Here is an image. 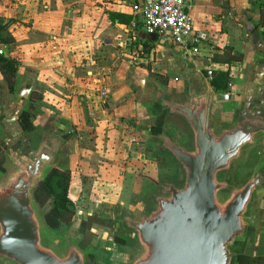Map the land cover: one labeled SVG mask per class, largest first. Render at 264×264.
<instances>
[{"label": "water", "instance_id": "95a60500", "mask_svg": "<svg viewBox=\"0 0 264 264\" xmlns=\"http://www.w3.org/2000/svg\"><path fill=\"white\" fill-rule=\"evenodd\" d=\"M251 26L231 98L212 88L190 51L144 32L157 45L168 39L172 84L130 65L122 79L140 94L141 135L167 168L129 206L111 209L125 241L112 245V264H264V34ZM34 78L18 75L11 89L0 73V264H88L80 221L53 231L34 200L47 173L66 170L73 154L63 120L30 110L32 95L43 94ZM247 153L256 164L237 182Z\"/></svg>", "mask_w": 264, "mask_h": 264}, {"label": "crops", "instance_id": "0c3cea01", "mask_svg": "<svg viewBox=\"0 0 264 264\" xmlns=\"http://www.w3.org/2000/svg\"><path fill=\"white\" fill-rule=\"evenodd\" d=\"M144 1L0 0V57L15 62V79L18 75L35 77L43 92L55 82L60 84L59 90H65L62 81L83 92L88 87L94 90L98 82L101 85L97 97L87 92L73 96L71 118L77 127L67 135L73 154L66 170L73 174L69 198L76 205L74 220L80 216L77 212L82 214L81 204L98 182L117 188L109 200L111 205L104 209L110 212L117 205L129 206L141 188L155 181L162 171L160 161L167 167L164 160L153 157V147L141 135L142 121L135 108L140 94L122 79L123 70L130 65L162 87L172 84L164 57L168 39L158 40L157 45L146 37L140 15ZM190 6L192 37L200 43L198 54L192 57L203 74L206 68L213 72L227 69L214 63L213 55L229 48L243 54L249 38L246 29L251 25L264 34V0H191ZM131 49L145 55H135ZM241 64L234 62L228 68L233 87L240 79ZM162 77L167 79L166 85L160 81ZM104 87L109 91L105 97L101 95ZM57 115L66 119L64 114ZM103 190L92 194L106 195ZM86 214L91 215L90 211ZM108 246L114 249L112 244Z\"/></svg>", "mask_w": 264, "mask_h": 264}, {"label": "trees", "instance_id": "16d2710c", "mask_svg": "<svg viewBox=\"0 0 264 264\" xmlns=\"http://www.w3.org/2000/svg\"><path fill=\"white\" fill-rule=\"evenodd\" d=\"M146 51L150 50L149 47H144ZM214 63L224 64L227 69L214 71L213 77L210 80L212 88L218 93H227L230 91L233 80L231 79L229 67L234 62H241L243 56L233 49H226L221 55H213ZM0 73L6 80L8 86L12 89L16 76V68L12 61L6 58L0 57ZM160 81L166 85L167 79L162 77ZM41 99V95L34 93L31 97L32 101H38ZM20 124L23 129H30L29 114L23 113L20 117ZM69 136V135H68ZM68 136L65 138L67 139ZM71 136V135H70ZM3 145L0 142V170L3 160L2 156ZM163 163V162H162ZM73 179V174L69 170H57L53 169L47 173L46 177L34 190V200L37 205L45 213V221L49 228L53 231H60L68 229L70 223L75 218V205L68 197L69 185ZM102 225V223L95 217H88L85 220L80 221L78 227V235L80 238L79 245L87 253L88 264H98L99 262H105L109 264L106 259V254L99 249L92 241L93 235L90 233L91 228L94 225ZM120 236V235H119ZM116 240L117 246H124L125 241L120 236ZM123 243V244H122ZM110 254V252H109Z\"/></svg>", "mask_w": 264, "mask_h": 264}, {"label": "rangeland", "instance_id": "374dc122", "mask_svg": "<svg viewBox=\"0 0 264 264\" xmlns=\"http://www.w3.org/2000/svg\"><path fill=\"white\" fill-rule=\"evenodd\" d=\"M131 50H132L131 52L134 53L135 55H138V56H144L145 55L143 52H139L136 49H131ZM140 53H143V54L140 55ZM9 61H11V60H9ZM12 62L15 64L14 61H12ZM82 82H84V84H85V83H87V80L83 78ZM60 83H61V88L64 87L65 90H59L58 89V86L60 85L58 82L57 83L55 82L53 84L49 83L48 84L49 85L48 90L46 88V90L43 92V98L34 102L33 108L31 106L30 110H33L36 113H41L44 110H48L49 112L56 114L55 116L57 118H60L59 115H57V114H64L66 119L65 120L63 119L62 122L65 125H67L69 130L76 131L77 123H76V121H74V117L71 118V116H72L71 114H73L74 108H75V105L72 104L74 101L73 96L78 97L79 94H81L80 97H82L83 94H85V92H87L86 94H88L90 96L97 97L98 94L100 93L101 85L98 82L97 84H95L96 87H94V90L91 89V91H90V88L87 86L88 88H86V90L83 92V90H80L76 86H72L71 88L66 87L67 83L64 81H62ZM66 90H67V92H66ZM87 120H89V118ZM251 159L252 158L250 156V153H247V156H245L244 159L241 161V163H239L238 166L235 168V171L233 173V178L235 181L241 182V180L246 176V172H248L251 169V167H253L256 164ZM166 168L167 167H162L161 169L163 171ZM158 169H160V167H158ZM149 173H147V174H149ZM101 183H103V182H98L96 187L93 186V190H91L92 193H94L93 191H97L98 189H100L102 191V188H103L104 189L103 193H107V194L106 195L103 194L104 197H101L100 194H99V196H97V195L92 194L91 192H88L87 197L85 198V200L81 204V208L83 210L82 214H80V216L78 218H76L72 223H70V226L68 227L69 230L75 229L78 221H82V220H85L87 218V214H86L87 211L88 212L90 211V213L94 214V215H102L105 213L104 209L105 208L107 209V207H108V204H106V203H107V201L112 199L110 197L117 192V188L111 187L110 186L111 184H108V183H104L103 185H101ZM94 230L96 233H98L97 229H94ZM115 258H116V253H114L113 259H115ZM98 264H105V263L99 262ZM109 264H112V263L109 261Z\"/></svg>", "mask_w": 264, "mask_h": 264}, {"label": "built area", "instance_id": "2783aa9c", "mask_svg": "<svg viewBox=\"0 0 264 264\" xmlns=\"http://www.w3.org/2000/svg\"><path fill=\"white\" fill-rule=\"evenodd\" d=\"M191 0H146L141 6L140 15L143 30L147 35L158 37L170 36L175 45L184 47L192 56L198 54L199 40L192 37L194 22L190 15ZM3 52L0 51V55ZM205 78L210 82L213 77L211 69H204ZM110 73L111 69H107ZM102 88L101 95L108 94ZM229 93H222L229 98ZM264 145V142H263Z\"/></svg>", "mask_w": 264, "mask_h": 264}, {"label": "flooded vegetation", "instance_id": "af4514ba", "mask_svg": "<svg viewBox=\"0 0 264 264\" xmlns=\"http://www.w3.org/2000/svg\"><path fill=\"white\" fill-rule=\"evenodd\" d=\"M227 93H230V92H227ZM223 94H225V93H223ZM72 134H73V131H71L68 135L70 136ZM160 162L161 163H159V165H158L160 168L166 167V165L164 163H162L163 161H160ZM72 183H73V180L71 181V183L69 185V189H70V186ZM113 196H114V194L110 198H113ZM68 197H69V190H68ZM101 197H104V195H102ZM70 201H71V199H70ZM109 202L110 201H107V203H106V204H108V206L111 205V203H109ZM72 203H74V202H72ZM74 205H75V203H74ZM75 214H76V205H75ZM77 214L80 215L81 213L77 212ZM111 215L112 214H111V212H109V210L102 215H94V214H91L89 216L87 215V218L88 217H95L96 219H98L102 223V225H100V224L94 225L91 228L90 233L93 235L92 241L95 243V245L106 254L107 261H108V257L111 254H112V256L114 255L113 250L109 248L108 243H111L112 245L116 244L117 243L116 240H117L118 236L120 235L117 232L118 231L117 230L118 221L116 219L111 218L110 217ZM94 229H97L98 233H96ZM109 252H110V254H109ZM105 262H106V260L102 263H105Z\"/></svg>", "mask_w": 264, "mask_h": 264}]
</instances>
